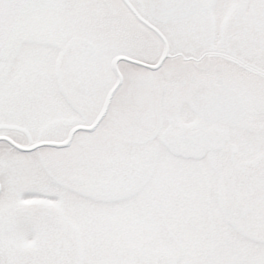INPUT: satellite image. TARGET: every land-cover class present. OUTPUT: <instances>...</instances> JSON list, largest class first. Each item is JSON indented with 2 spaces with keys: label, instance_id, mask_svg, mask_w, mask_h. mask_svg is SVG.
Returning <instances> with one entry per match:
<instances>
[{
  "label": "snow or ice",
  "instance_id": "1",
  "mask_svg": "<svg viewBox=\"0 0 264 264\" xmlns=\"http://www.w3.org/2000/svg\"><path fill=\"white\" fill-rule=\"evenodd\" d=\"M0 264H264V0H0Z\"/></svg>",
  "mask_w": 264,
  "mask_h": 264
}]
</instances>
